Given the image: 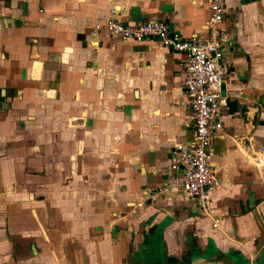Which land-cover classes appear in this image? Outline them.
I'll return each instance as SVG.
<instances>
[{"label":"crops","instance_id":"0c3cea01","mask_svg":"<svg viewBox=\"0 0 264 264\" xmlns=\"http://www.w3.org/2000/svg\"><path fill=\"white\" fill-rule=\"evenodd\" d=\"M224 6L219 186L202 214L157 192L194 136L183 55L106 25L207 39L210 0H0V264H264V0Z\"/></svg>","mask_w":264,"mask_h":264},{"label":"built area","instance_id":"2783aa9c","mask_svg":"<svg viewBox=\"0 0 264 264\" xmlns=\"http://www.w3.org/2000/svg\"><path fill=\"white\" fill-rule=\"evenodd\" d=\"M225 15L224 0H210L207 39L194 37L183 40L170 36L168 26L157 20L135 25L109 21L106 25L109 35L122 41L141 42L154 38L163 47L183 55L182 86L187 98L186 105L191 111L194 136L188 147L178 145L172 151V175L167 178L165 187L157 192H180L185 199L195 201L202 214L208 193L219 186L207 148L211 138L222 129V89L228 72L222 60L223 48L232 45L226 30L221 28ZM213 226L216 227V224Z\"/></svg>","mask_w":264,"mask_h":264},{"label":"water","instance_id":"95a60500","mask_svg":"<svg viewBox=\"0 0 264 264\" xmlns=\"http://www.w3.org/2000/svg\"><path fill=\"white\" fill-rule=\"evenodd\" d=\"M152 263V262H151ZM177 264V263H171ZM188 264H239L233 256H223L219 253H214L212 256L206 255L203 252L192 253Z\"/></svg>","mask_w":264,"mask_h":264}]
</instances>
